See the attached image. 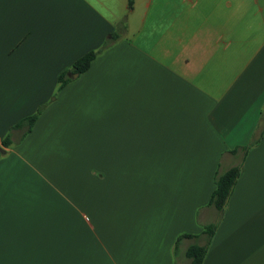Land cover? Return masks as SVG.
Masks as SVG:
<instances>
[{
	"label": "crops",
	"instance_id": "1",
	"mask_svg": "<svg viewBox=\"0 0 264 264\" xmlns=\"http://www.w3.org/2000/svg\"><path fill=\"white\" fill-rule=\"evenodd\" d=\"M65 145L105 183L75 203L43 174ZM210 223L203 264H264V0H0V264H190Z\"/></svg>",
	"mask_w": 264,
	"mask_h": 264
},
{
	"label": "trees",
	"instance_id": "2",
	"mask_svg": "<svg viewBox=\"0 0 264 264\" xmlns=\"http://www.w3.org/2000/svg\"><path fill=\"white\" fill-rule=\"evenodd\" d=\"M115 38H116L115 35H112V39ZM109 44H110V40H107L100 49L91 50L85 53L84 55H82L74 62L72 66V71L79 74L86 72L91 67L92 62L96 59L98 54L101 53L106 47H108ZM67 73H68L67 71H64L59 76L60 87H63L64 85L68 84V82H70L71 78L67 76ZM41 111L42 110L39 109L38 112L35 113L34 115L24 118L16 125V127H21L23 125H26L27 126V130L25 131L26 134L34 126ZM10 143H11V137L10 135H8L4 139L3 144L7 146ZM240 171H241V166L236 165L228 169L226 172L217 173L216 175V179H215L216 188L213 191L209 204L214 206L221 213L223 212L224 207L230 195L233 192L237 179L240 175ZM217 227H218L217 223H210L205 225L204 233L207 235V242L204 245L192 244L189 246L187 250V256L191 259L190 264H203L207 253L208 245L213 235L215 234ZM184 236H190V235L185 234L180 236L177 242H179V240H181V238H183Z\"/></svg>",
	"mask_w": 264,
	"mask_h": 264
},
{
	"label": "rangeland",
	"instance_id": "3",
	"mask_svg": "<svg viewBox=\"0 0 264 264\" xmlns=\"http://www.w3.org/2000/svg\"><path fill=\"white\" fill-rule=\"evenodd\" d=\"M55 96V95H54ZM98 152V151H97ZM78 153H79V157H78ZM98 153H100L101 155L103 154V151H99ZM97 153V154H98ZM106 154L102 156V158L104 160H102L101 162H106L107 158H108V152H105ZM82 154H83V163H82ZM47 155L48 158H53L52 159V163L58 165L57 167H55L56 169H60V174H54L52 172H50L48 170V168L46 169L47 172L43 173L46 176H48L49 178H51L53 181H55V184H53V186L55 188H58L59 190L63 191L64 193H67L68 196L70 197V199L72 200V202L75 201V197L71 198L72 195V190L70 189H75L77 186L76 184L80 185V181L82 182V173L85 175V186H86V191L90 189V191H92L91 188H93V184L95 183V186H98L100 184V180H101V171H99L98 169H93L92 172H90V174H94L95 172V182L93 180V176L90 175L88 173V168H90V166H94V151L92 150H73L70 147H67L65 145V148L63 150L57 151L55 148H50L47 151ZM56 157V158H55ZM107 157V158H106ZM98 164V163H96ZM106 164V163H105ZM55 165V166H56ZM105 166V165H104ZM107 166V165H106ZM119 171V170H118ZM104 175L105 171H102ZM143 175L144 173H146V171L142 172ZM155 173V172H153ZM152 172H147L146 176H153L155 174H153ZM59 175V176H56ZM106 176H103V178H105ZM56 178V179H55ZM63 178L65 179L63 181ZM149 177H146V179H148ZM66 179H70V181H66ZM79 180V181H78ZM93 180V181H92ZM107 180V178H106ZM42 181H46V180H42ZM102 185H104L105 183L101 180ZM35 190L37 189H41L40 184L35 185ZM69 199L70 203L69 205L72 207L71 204V200ZM102 199V198H101ZM100 199V201H101ZM108 203V202H107ZM125 204L127 203H122L121 206L125 207ZM91 203H86V213H87V209L91 206ZM88 215H90V220L91 221H97L96 217L93 216L91 213H87Z\"/></svg>",
	"mask_w": 264,
	"mask_h": 264
},
{
	"label": "water",
	"instance_id": "4",
	"mask_svg": "<svg viewBox=\"0 0 264 264\" xmlns=\"http://www.w3.org/2000/svg\"><path fill=\"white\" fill-rule=\"evenodd\" d=\"M78 75V73H75V76H77Z\"/></svg>",
	"mask_w": 264,
	"mask_h": 264
}]
</instances>
